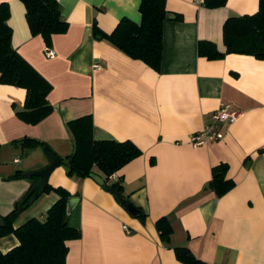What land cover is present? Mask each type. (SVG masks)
Returning <instances> with one entry per match:
<instances>
[{
  "label": "crops",
  "instance_id": "obj_1",
  "mask_svg": "<svg viewBox=\"0 0 264 264\" xmlns=\"http://www.w3.org/2000/svg\"><path fill=\"white\" fill-rule=\"evenodd\" d=\"M56 1L68 27L52 36L49 59L43 39L30 34L23 4L0 0L9 5L13 49L52 87L51 113L31 125L16 116L25 90L0 85V217L30 190L33 180L23 175L48 164L42 148L15 142H43L65 159L74 149L67 123L90 115L94 140L131 141L141 151L106 183L122 179L121 194L141 216L130 217L93 179L69 177L60 164L48 185L79 199L67 222L80 236L67 242L65 264H181L173 247H186L207 264H264V60L226 54L223 41L225 21L255 14L258 0H227L217 9L204 8L202 0H165L159 71L93 34L94 25L112 33L122 19L139 25V0ZM202 41L223 56L200 57ZM221 104L236 111L237 120L219 128L222 139L191 146V135ZM220 164L234 186L217 197L206 186ZM58 199L44 192L14 228L42 219ZM163 217L172 228L170 246L155 226ZM18 245L13 234L0 239L2 253Z\"/></svg>",
  "mask_w": 264,
  "mask_h": 264
},
{
  "label": "trees",
  "instance_id": "obj_2",
  "mask_svg": "<svg viewBox=\"0 0 264 264\" xmlns=\"http://www.w3.org/2000/svg\"><path fill=\"white\" fill-rule=\"evenodd\" d=\"M25 8V19L32 36H40L47 47L51 46L53 35L64 34L67 23L61 18L56 0H19ZM139 25L122 19L114 31L104 34L94 25L93 34L105 38L133 60L143 62L149 68L159 71L162 52V28L168 13L165 0H139ZM227 0H202L206 9L225 6ZM9 5L0 3V85H9L25 90L24 109L16 112L23 122L36 125L52 111L47 101L51 85L12 47V31L8 25ZM223 41L226 54H240L264 60V0H258V11L253 15L232 17L223 25ZM200 57L215 60L223 55L209 42H199ZM74 149L61 165L67 176L79 179L90 178L97 170L104 176V182L131 161L141 156L139 148L131 141H96L93 138V120L90 115L67 123ZM22 148L32 150L45 148L43 142L24 138L15 142ZM227 165L220 164L212 169L211 180L206 189L221 197L233 188L234 183L226 179ZM15 174L11 178H18ZM111 187L122 193V179L111 183ZM53 191L58 201L42 219L33 218L14 228L24 210L19 203L4 217L0 228V239L13 234L19 245L6 253L0 251V264H65L68 253L67 242L78 239L79 230L67 222V201L71 195L62 188L52 189L47 185L45 193ZM145 214L143 213L142 217ZM161 241L170 246L172 228L167 217L156 224ZM175 258L181 264H207L193 256L186 247H173Z\"/></svg>",
  "mask_w": 264,
  "mask_h": 264
},
{
  "label": "water",
  "instance_id": "obj_3",
  "mask_svg": "<svg viewBox=\"0 0 264 264\" xmlns=\"http://www.w3.org/2000/svg\"><path fill=\"white\" fill-rule=\"evenodd\" d=\"M43 151L48 161L47 166L38 171L23 175L25 179L33 180V184L28 193L19 203L22 208H27L31 206L45 192L50 174L61 164V158L58 157L53 151L47 150L45 148H43ZM90 178L93 179L99 186H101L104 191L111 194L117 204L121 206L130 217L137 218L141 216L140 209L135 207L116 189L111 186H108L99 176L92 174ZM78 201L79 199L76 197L68 199L66 207L67 216L72 212L73 208L76 206ZM1 227H3V221L0 219V228Z\"/></svg>",
  "mask_w": 264,
  "mask_h": 264
},
{
  "label": "built area",
  "instance_id": "obj_4",
  "mask_svg": "<svg viewBox=\"0 0 264 264\" xmlns=\"http://www.w3.org/2000/svg\"><path fill=\"white\" fill-rule=\"evenodd\" d=\"M45 56L47 58H54L55 53L49 47L45 49ZM95 69L98 68L97 65L94 66ZM238 117V113L236 111H232L228 106L223 104L214 111L210 117V123L205 125L203 129L197 133L191 135L189 139V144L193 147H199L209 142H214L223 138V134L219 130V128L223 125H232ZM14 162H18L14 160ZM123 229L127 231L126 227Z\"/></svg>",
  "mask_w": 264,
  "mask_h": 264
}]
</instances>
